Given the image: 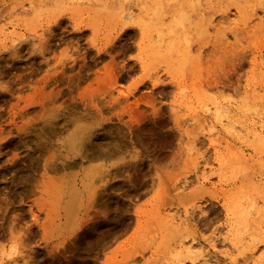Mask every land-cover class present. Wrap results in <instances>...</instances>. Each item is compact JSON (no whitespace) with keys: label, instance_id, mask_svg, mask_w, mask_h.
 Returning <instances> with one entry per match:
<instances>
[{"label":"rangeland","instance_id":"374dc122","mask_svg":"<svg viewBox=\"0 0 264 264\" xmlns=\"http://www.w3.org/2000/svg\"><path fill=\"white\" fill-rule=\"evenodd\" d=\"M123 1L0 0V264H264V0Z\"/></svg>","mask_w":264,"mask_h":264},{"label":"bare ground","instance_id":"6f19581e","mask_svg":"<svg viewBox=\"0 0 264 264\" xmlns=\"http://www.w3.org/2000/svg\"><path fill=\"white\" fill-rule=\"evenodd\" d=\"M176 1H178V0H176ZM198 1V3H199V5H200V2H201V0H197ZM79 2V1H78ZM129 2V1H128ZM128 2H127V0H124L123 1V3H122V8H121V11H120V13H119V15H116V17L117 18H119V20H125V19H129V21H130V19H132V18H134L137 14H141V13H143L142 11L140 12V10H138V12L139 13H137V12H135L136 10H134L133 8L131 9L130 7H129V5H128ZM142 2V1H141ZM175 2V1H174ZM136 3V2H135ZM135 6V5H134ZM137 6V5H136ZM240 6V5H239ZM133 7V6H132ZM138 7V6H137ZM244 7V6H243ZM139 8V7H138ZM131 9V10H130ZM140 9V8H139ZM103 10V9H102ZM129 10V11H128ZM110 11H112V10H110ZM156 11V10H155ZM246 12V11H245ZM78 13H79V11H78ZM146 14H148V11L146 10ZM79 15V14H78ZM184 15H185V13H184ZM183 15V16H184ZM227 16V15H226ZM229 16V15H228ZM175 18V17H174ZM183 18H185V17H183ZM264 18V11H263V15H260V14H258L257 12H255L252 16H251V18L248 20V21H250V20H252V21H254V22H259V21H261L262 22V19ZM229 19V18H228ZM226 20V19H225ZM111 21V20H110ZM128 22V21H127ZM151 22V21H150ZM176 22H177V27H178V25H180L181 26V14H179V16L177 17V15H176ZM149 23H148V21L147 20H145V21H142L140 24H139V28H140V30H141V32H142V34L143 35H146L148 32H149V25H148ZM157 25V24H156ZM245 25L247 26L248 24H247V22L245 23ZM256 26V25H255ZM150 28H151V26H150ZM33 32V31H32ZM151 32H152V29H151ZM35 33V35H38L39 34V31H35L34 32ZM161 33V32H160ZM150 34V33H149ZM161 35H163V34H161ZM160 35V36H161ZM163 37V36H162ZM41 38H42V35H41ZM159 39V38H158ZM186 39V38H185ZM24 41V40H23ZM185 41V40H184ZM17 42V41H16ZM178 42L179 41H177V40H172V43L175 45V46H177L178 45ZM156 43H157V41H156ZM172 44V45H173ZM16 45V44H15ZM22 45V44H21ZM159 45V44H158ZM161 45V44H160ZM181 45V44H180ZM17 46V45H16ZM15 48V47H14ZM150 48H153V47H150ZM156 50V49H155ZM159 51V50H158ZM179 51V50H178ZM160 54V53H159ZM153 55V54H152ZM157 55V54H156ZM159 56V55H158ZM188 56V55H187ZM160 57V56H159ZM161 58V57H160ZM183 59V58H182ZM62 72H64V71H62ZM63 75V74H62ZM72 85H74V84H72ZM82 92V91H81ZM72 93V92H71ZM226 111H229V110H226ZM73 114V113H72ZM223 114V113H222ZM74 115V114H73ZM71 116V115H70ZM76 116V115H75ZM84 117V116H83ZM85 118V117H84ZM221 118V117H220ZM86 120V119H85ZM206 120V119H205ZM216 120L217 121H219L220 122V119H219V116L216 118ZM222 121V120H221ZM63 122H65V121H63ZM69 122H71V121H69ZM68 122V123H69ZM80 122V121H79ZM160 122H161V120H160ZM206 122V121H205ZM229 124H230V120L229 121H227ZM158 123V122H157ZM60 124H62V123H60ZM76 124V123H75ZM79 124H81V123H79ZM67 125V124H66ZM77 125V124H76ZM160 125V124H159ZM162 125H164V123L162 124ZM81 126V125H80ZM83 126H85V125H83ZM54 127V126H53ZM145 127H146V125H145ZM154 127V126H153ZM159 127V126H158ZM234 128V127H233ZM65 129V128H64ZM156 129V128H155ZM63 130V129H62ZM61 130V131H62ZM229 130V129H228ZM234 130H235V128H234ZM54 131V130H53ZM86 131H87V129H86ZM159 131V130H158ZM232 132V131H231ZM55 134V133H54ZM167 134V133H166ZM165 134V135H166ZM169 135H171V134H169ZM169 135H167L166 137H164L163 139H164V142H165V144H166V146L167 147H169L170 145H172L171 144V136H169ZM85 135L83 134V137H84ZM53 138H54V136H53ZM83 139V138H82ZM86 139V138H85ZM88 140V139H87ZM46 141V140H45ZM84 141V140H83ZM82 141V142H83ZM94 141V140H93ZM261 141V140H260ZM262 143V142H261ZM93 144V143H92ZM263 145V144H262ZM86 147H87V145H85ZM93 146V145H92ZM101 146V145H100ZM258 146H261V145H258ZM257 146V147H258ZM109 147V146H108ZM263 147V146H262ZM81 148V147H80ZM82 148H84V147H82ZM105 148V147H104ZM228 148H229V150H231V151H233V152H235L236 154H238V152L237 151H235V149H234V147L233 146H228ZM86 149V148H85ZM88 149H91V148H88ZM96 149V148H95ZM100 149V148H99ZM255 149V148H254ZM257 149V148H256ZM262 149V148H261ZM96 150H98V149H96ZM103 149L101 148V150L100 151H102ZM191 150V149H190ZM193 150V149H192ZM191 150V151H192ZM263 150V149H262ZM42 151H44V150H42ZM85 151V153H87V152H89V151H87V150H84ZM92 151L93 152H95L93 149H92ZM104 151H106L105 149H104ZM196 152V150H193V152ZM40 152V151H39ZM90 152H91V150H90ZM110 152V151H109ZM117 152V151H116ZM260 152V151H259ZM263 152V151H262ZM85 153H82V155L84 154L85 155ZM107 153V152H106ZM197 153H198V151H197ZM42 154V153H41ZM98 154V153H97ZM97 154H95L96 156H94L93 155V157H98L99 155H97ZM109 154V153H108ZM189 154H191V153H189ZM194 154V153H193ZM88 155H90V153L88 154ZM100 155H102V154H100ZM106 155V154H105ZM195 156H196V153L194 154ZM264 155V154H263ZM107 156V155H106ZM114 156V155H113ZM38 157V156H37ZM89 157H91L92 158V156H89ZM197 157H198V159L200 158L199 156H198V154H197ZM235 157H236V159L239 161V163L241 162V160H242V158H243V156H240V154L239 155H235ZM234 157V158H235ZM56 158V157H55ZM84 158H85V156H84ZM82 159V160H80V161H83V160H85V159ZM87 158V157H86ZM90 158V159H91ZM107 158H108V156H107ZM41 159V158H40ZM57 159V158H56ZM60 159V158H59ZM89 159V158H88ZM89 159V160H90ZM94 159V158H93ZM93 159H91V160H93ZM39 160V159H38ZM200 160H202V159H200ZM199 160V162H201ZM49 161V160H48ZM57 161H59V160H55V161H53L52 162V165H51V163H50V165H49V163H47V165H49V171H53V172H56V171H58L59 172V170H65L66 168H68V167H70V162H68V161H62L61 160V164H60V166H58V163L59 162H57ZM105 161V160H104ZM196 161V160H195ZM86 162H88V161H86ZM101 162H103V160L101 161ZM198 162V161H197ZM75 163V162H74ZM85 163V162H84ZM97 163V162H96ZM227 163V161H225V159H223V164H226ZM40 164V163H39ZM76 164V163H75ZM230 164V163H229ZM72 165V164H71ZM94 165V164H93ZM204 165V164H203ZM95 166H97L98 167V165H96L95 164ZM196 166H198V168H200L199 167V164L197 165V163H196ZM224 166V165H223ZM46 167V166H45ZM94 167V166H93ZM101 167V166H100ZM237 167V166H236ZM238 167H239V165H238ZM237 167V168H238ZM109 168V167H108ZM198 168H196V169H198ZM241 168V167H240ZM240 168L238 169V170H240ZM47 169V168H46ZM97 169H99V167L97 168ZM202 169V168H201ZM86 170V169H85ZM199 170V169H198ZM242 170H244V169H242ZM96 171V170H95ZM106 171L107 170H105V173H106ZM229 171H230V169H229ZM232 171H233V169H232ZM234 171H235V168H234ZM225 171H223V173H224ZM238 172V174H239V171H237ZM242 172V171H241ZM50 173V172H49ZM102 173V172H101ZM101 173H99L100 174V177H101ZM104 173V172H103ZM117 173V172H116ZM244 173V172H243ZM52 174V173H51ZM113 174H115V173H113ZM229 174H230V172H229ZM232 174H233V172H232ZM237 174V175H238ZM242 174V173H241ZM111 175V174H110ZM235 175V174H234ZM111 176H113V175H111ZM107 177V176H106ZM238 177V176H237ZM67 178V177H66ZM99 178V177H98ZM113 178V177H112ZM105 180V179H104ZM111 184V183H110ZM113 185V184H112ZM255 188V187H254ZM254 188L252 189L253 191H254ZM256 188H258V187H256ZM183 190H184V188H183ZM257 190V189H256ZM255 190V191H256ZM260 191V190H259ZM248 197V196H247ZM245 199V198H244ZM247 199V198H246ZM250 200V199H249ZM229 210V209H228ZM234 210H235V207H234ZM241 213V212H240ZM240 213H239V215H240ZM230 214H231V211H230ZM232 214H234L233 212H232ZM234 218L236 217L235 215L233 216ZM243 217H246L244 214L242 215V218ZM238 218V217H237ZM175 219V218H174ZM178 221H182L181 220V218L178 216ZM176 219V220H177ZM239 220V219H238ZM244 220V219H243ZM184 221V220H183ZM168 222H170V221H168ZM172 222H175L176 223V221L175 220H173ZM243 222V221H242ZM242 222H240L241 223V225H243L242 224ZM239 223V224H240ZM185 224V223H184ZM238 225V224H237ZM236 225V226H237ZM248 226V225H247ZM238 227V226H237ZM244 227H245V225H244ZM243 227V228H244ZM239 228H240V225H239ZM245 228H248V227H245ZM247 230V229H246ZM219 241V238L218 237H215L214 236V238L211 240V241H209L208 242V244H207V247L209 248V250L211 251V252H214V253H217L218 252V244H217V242ZM226 241H228V239H224L223 240V243H226ZM238 237L237 236H233V239H231L230 240V243H231V245H232V248L235 250V249H237L238 248ZM241 244V243H240ZM191 246V248L193 247H199V248H205L204 247V245L201 243V242H196L195 240L193 241V243H192V245H190ZM241 246V245H240ZM255 252V251H254ZM242 254V256H243V258L247 261V258H246V252H242V253H240L239 255H241ZM225 255H226V257L228 258V259H232V254H230V253H225ZM206 258V257H205ZM206 260V259H205ZM233 260V259H232ZM195 262L196 261H194V262H192V264H195ZM186 264V263H185ZM202 264V263H201ZM203 264H211L210 263V260H206V261H204L203 262Z\"/></svg>","mask_w":264,"mask_h":264}]
</instances>
